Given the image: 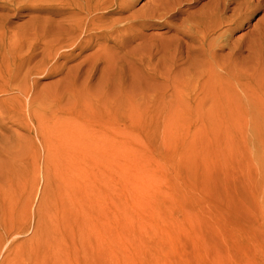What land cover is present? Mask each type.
<instances>
[{
    "label": "rangeland",
    "instance_id": "374dc122",
    "mask_svg": "<svg viewBox=\"0 0 264 264\" xmlns=\"http://www.w3.org/2000/svg\"><path fill=\"white\" fill-rule=\"evenodd\" d=\"M33 4L0 12L28 60L9 68L43 70L21 81L27 97L0 95L22 107V124L5 119L0 131L11 143L0 146V192L11 198L0 205V264H264V10L239 19L230 42L241 45L210 68L167 19L131 25L137 38L117 59L115 43L101 42L112 63L86 78L77 74L100 50H62L51 66L45 43L60 30ZM36 120L52 126L51 167Z\"/></svg>",
    "mask_w": 264,
    "mask_h": 264
},
{
    "label": "bare ground",
    "instance_id": "6f19581e",
    "mask_svg": "<svg viewBox=\"0 0 264 264\" xmlns=\"http://www.w3.org/2000/svg\"><path fill=\"white\" fill-rule=\"evenodd\" d=\"M14 1L0 0V12L4 13L14 8L15 6L12 5ZM133 1L135 0H34V8L48 12L60 30V34L57 36L59 39L45 43V57L51 58L53 61L51 66L54 67L60 56L64 55L62 50H68L69 57H71L74 50L82 52L92 46L97 47L100 50L97 56L98 64L95 63L92 69L80 71L77 74L78 77H92L98 73L99 65H111L112 63L111 61L106 62V45L101 42L111 43L113 41L115 43V58L117 59V54L120 52L118 50H123L137 38L132 34L131 25H140L142 28L160 27L167 24L166 20L170 19L181 21L180 25L173 26L176 33L184 32L187 29L186 32L197 44L194 48L196 57L200 58L207 68H210L217 60L218 52L222 51L224 47L229 50L228 54H230L232 47L240 44L235 45V42L232 44L230 42V34L246 26V21L239 25V19L249 17L256 11L264 10V0H208L203 5V8L208 7V9L204 11L202 9L190 11L195 3L189 5V8L180 9V4L184 3L185 5L193 0H150L147 10L132 12L125 18L113 17L128 12ZM183 15L184 19L181 18ZM262 19L264 20V15ZM5 20V16L1 15L0 95L13 90L14 92L20 91L27 97L26 89L20 87L21 81L29 76L41 75L43 70L38 69V63L27 72L26 70L12 71L9 68L10 59L17 66L23 65L28 60L21 55L19 50L22 38L18 42L6 37ZM223 27L226 30L222 34L215 39H209L211 33ZM172 29L169 26V30ZM193 32L196 36H192ZM256 35H258L257 41L261 43L264 33L259 29ZM33 56L34 54H32ZM76 66L84 65L80 63ZM223 69L225 70V68ZM208 70L192 77H201L212 71ZM17 81L19 84L13 85ZM27 91L30 92L31 89L28 88ZM20 108L22 107L16 100H0V131H4L6 128L5 119L22 124V118L19 117ZM32 123L37 127V138L45 148L46 163L49 161V167H51L57 151V144L52 141V138L55 137L50 131L52 126L47 127V124L37 120L36 124L33 121ZM9 139L0 134V146H11L10 142L5 143ZM4 150L8 151V148L4 147ZM49 170L52 171L50 168ZM10 201L9 194L2 196L0 192V205H6Z\"/></svg>",
    "mask_w": 264,
    "mask_h": 264
}]
</instances>
